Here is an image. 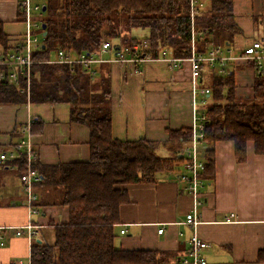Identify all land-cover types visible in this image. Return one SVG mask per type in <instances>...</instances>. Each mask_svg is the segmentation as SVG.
<instances>
[{"label": "trees", "instance_id": "trees-1", "mask_svg": "<svg viewBox=\"0 0 264 264\" xmlns=\"http://www.w3.org/2000/svg\"><path fill=\"white\" fill-rule=\"evenodd\" d=\"M234 1L207 0V10L195 22L196 30L203 33L197 42L199 53H206L212 46L233 45L235 37L243 33L235 21ZM44 6L46 11L41 22L46 30L41 31L42 45L33 55L35 61L51 59L60 48H70L77 55L93 54L105 41H110L115 50L132 46L138 41L129 36L133 29L149 32L145 38L150 44L144 53L147 58L158 59L165 50L175 58L191 56L189 0H45ZM24 19L25 13L19 10L18 20ZM253 19L258 25L260 20ZM0 46L5 51L11 48L2 23ZM95 69L96 76L91 77L80 66L71 71L67 65L36 64L32 67L29 95L0 82V106L65 103L71 107L72 122L90 131L88 161L34 163L33 168L41 177L33 187L38 199L36 189L40 194L49 189L60 191L57 205L68 210L69 219L56 226L50 222L55 228V244L35 243L32 264H166L165 253L118 248L116 230L120 225L121 207L130 203L126 187L152 184L157 175L174 173V163L183 161L180 155L191 140V128L168 130L164 145L170 157L159 156L160 144L155 142L114 139L110 65L101 64ZM254 71L253 97L243 100L237 97L234 70L216 76L214 70L205 68L202 74V84L208 83L214 102L207 110L206 137L213 147L218 142H232L239 164L247 161L250 142L256 155H264V68H254ZM25 86V79L21 78V88ZM23 128H14L12 134L22 133ZM42 129L43 123L39 122L38 129L32 126L30 131L35 135ZM206 158L202 179L213 185V149L207 152ZM17 166L15 171L21 181L26 172L25 162L21 160ZM263 255L264 250L259 254L260 261Z\"/></svg>", "mask_w": 264, "mask_h": 264}, {"label": "crops", "instance_id": "crops-1", "mask_svg": "<svg viewBox=\"0 0 264 264\" xmlns=\"http://www.w3.org/2000/svg\"><path fill=\"white\" fill-rule=\"evenodd\" d=\"M18 13L17 0H0V23L4 24L11 45L25 32ZM234 15L243 31L235 37L234 45L241 48L253 40L264 41V0H235ZM253 18L260 20L258 25ZM4 50L0 46V54ZM231 67L235 71L237 97L252 98L254 68L242 64ZM110 70L114 139L158 143V155L163 153L161 156L167 157L166 153H170L164 144L168 141V130L192 126L190 64L173 70L162 61H148L125 67L114 64ZM39 122L43 123L42 132L31 134L36 164L89 160L90 131L72 122L71 107L65 103L0 106V145H13L25 136L23 130L12 134L14 128L30 125L38 129ZM213 150L215 180L204 188L206 202L200 208L204 223L195 229L208 244L203 256L207 264H264V255L259 260L264 250V155L255 154L252 142L243 164L236 162L232 142H218ZM126 189L130 203L121 207L116 246L129 251L162 252L167 255L166 264H181L193 233L192 228L182 224L192 209V199L184 192L178 177L175 173H163L152 184H135ZM36 192L39 206L38 202L35 206L40 208V214L30 215L22 205L26 194L20 175L8 164L0 165V264L28 262L35 243L53 246L54 226L68 222V210L57 205L60 191L49 189L40 194L36 189ZM230 214L235 215L234 221L224 223ZM30 222L38 227L31 247L24 237L15 235L17 228ZM161 228L163 234L158 233Z\"/></svg>", "mask_w": 264, "mask_h": 264}, {"label": "built area", "instance_id": "built-area-1", "mask_svg": "<svg viewBox=\"0 0 264 264\" xmlns=\"http://www.w3.org/2000/svg\"><path fill=\"white\" fill-rule=\"evenodd\" d=\"M19 10L25 13L23 21L25 32L16 40L8 51L0 54V82L18 88L21 92L30 93L32 67L36 64L67 65L71 71L76 66L82 67L91 77L96 76V67L101 64L130 66L148 61H162L168 68L180 69L188 63L191 67L192 84V105L193 117L191 126V140L184 147L183 161H176L174 166H181L184 174L180 173L178 181L183 185L184 192L192 199V209L186 214L183 225L193 229V233L188 240L189 248L181 258V264H207L203 252L207 249V242L196 232V227L204 223L201 206L206 202L204 198V188L207 182L202 179V174L206 168V154L213 149V143L206 137V127L209 121L206 100L211 98L209 87L202 84V74L205 68L217 71L216 76L225 75L231 65H251L253 68H264V41L253 40L244 47L212 46L206 53H199L197 42L202 38L203 33L196 30V20L208 8L207 0H189V16L191 20V56L188 58H175L165 50L158 59H151L145 56L149 49V41L138 40L132 46H122L114 49L110 41L103 42L99 51L90 54L77 55L70 48H60L55 56L47 61H35L33 55L41 49L42 45V22L44 2L42 0H17ZM115 51V53H113ZM203 66L204 69H203ZM21 78L25 79L26 86L21 88ZM201 99V100H200ZM25 136L17 143L8 146L0 145V165L8 164L12 169L18 170V162L24 161L26 172L21 176V182L26 194V200L22 203L30 215L40 214V209L35 206L38 196L35 194L34 184L40 182L41 177L34 170L36 154L31 136L30 125L23 129ZM204 199V200H203ZM235 215L230 214L225 218L224 223H232ZM164 229L158 230L163 234ZM125 230L121 231L124 235ZM38 234V227L31 222L26 226L19 227L15 231L17 237H24L31 247L34 238ZM18 264H32L31 255L28 262Z\"/></svg>", "mask_w": 264, "mask_h": 264}, {"label": "rangeland", "instance_id": "rangeland-1", "mask_svg": "<svg viewBox=\"0 0 264 264\" xmlns=\"http://www.w3.org/2000/svg\"><path fill=\"white\" fill-rule=\"evenodd\" d=\"M45 0H42V2H44ZM126 31H122L123 34H125ZM129 36L132 38H136L138 40L141 39H145L149 36V32L147 30H140V29H133L129 32ZM260 40V39H258ZM113 53H115V51H113ZM55 56V54H53L52 58ZM233 66V65H231ZM229 67V70H231L232 67ZM214 73H217V71H214ZM205 85H208V83L205 81ZM240 100H243V98H240ZM245 101V100H244ZM213 100L211 98L206 100V106H211L213 104ZM163 156V153H161ZM160 154V156H161ZM171 156V154H169ZM168 155V153H166L167 157H170ZM161 156V157H162ZM174 173L176 177H179L180 173L184 174V169L181 166H174ZM179 182V181H178ZM50 191H55L54 189H50Z\"/></svg>", "mask_w": 264, "mask_h": 264}, {"label": "water", "instance_id": "water-1", "mask_svg": "<svg viewBox=\"0 0 264 264\" xmlns=\"http://www.w3.org/2000/svg\"><path fill=\"white\" fill-rule=\"evenodd\" d=\"M46 11V7H43V12H45ZM42 29L43 30H46V25H43L42 26ZM43 36L45 37L46 36V32L43 34ZM183 156L182 155H180V158H182Z\"/></svg>", "mask_w": 264, "mask_h": 264}]
</instances>
